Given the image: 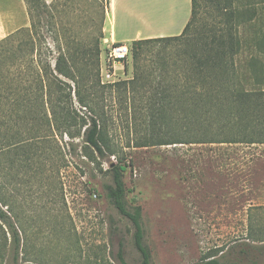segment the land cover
<instances>
[{
    "label": "rangeland",
    "instance_id": "rangeland-1",
    "mask_svg": "<svg viewBox=\"0 0 264 264\" xmlns=\"http://www.w3.org/2000/svg\"><path fill=\"white\" fill-rule=\"evenodd\" d=\"M44 1L50 8L41 18L36 15L35 20L41 19L37 30L54 52L48 53L52 66L56 63L58 44L69 53L76 45L95 50L98 44V63L96 58L89 65L82 62L88 66L87 72L90 69L96 73L108 42L115 39L110 24V0ZM5 2L17 5L16 0ZM200 2L199 23L217 19L215 2ZM258 2L238 0L235 5L260 9ZM134 22L128 26L122 20L119 34L130 36L128 33L136 28ZM250 23L260 25L261 20L255 18L242 24L247 26L246 36L252 31ZM26 24L12 33L7 51L0 53V62L6 67L14 64L23 79H31L28 73L34 65L30 49L25 44L20 47L31 37L29 12ZM155 27L158 25L146 26V30ZM125 42L133 45L132 41ZM182 47L177 41L144 45L139 51L133 82L131 53L117 66L119 79L100 87L95 106L115 155L99 157L83 137L70 138L59 131H46L36 121L29 124L46 133L38 140L30 166L12 167L5 148L0 176L3 195L10 204V208H4L11 211L21 237L16 264H121L117 255L120 242L124 244L125 261L140 264L141 256L133 241L134 227L107 195V185L112 183L110 167L119 157L127 163L124 181L128 203L142 206L145 242L152 251V264H193L212 254L224 261L264 264V143L142 145L146 144L149 120L146 109L155 98L154 87L163 77L160 63L167 60V68L173 70L170 65ZM249 53L244 47L237 56L240 63ZM33 56L38 57L37 51ZM258 56L264 62V55ZM60 76L72 85L74 104L80 107L75 83ZM241 79L246 88L258 87L253 86L251 79L248 83L244 73ZM146 82L150 84L147 88ZM260 87L264 88V83ZM81 113L90 115L84 107ZM5 228L8 244L0 264H14L12 233Z\"/></svg>",
    "mask_w": 264,
    "mask_h": 264
},
{
    "label": "trees",
    "instance_id": "trees-1",
    "mask_svg": "<svg viewBox=\"0 0 264 264\" xmlns=\"http://www.w3.org/2000/svg\"><path fill=\"white\" fill-rule=\"evenodd\" d=\"M209 1L217 5V19L199 23L201 2L192 0V16L181 34L133 41L135 74L132 82L137 77V60L144 45L174 41L183 44L172 63L174 65H170L173 70L167 68V60L160 63L163 77L154 87L155 98L150 100L146 109L149 120L146 121V144L142 145L264 143V88L260 87L264 83V62L258 56L264 55V0L258 2L260 9L254 5L240 8L235 5L238 0ZM26 2L31 18V37L20 47L23 44L29 47L34 67L28 73L32 78L23 79L24 76L14 69V64L6 67L0 62V160L3 151L8 148L12 167L16 164L30 166L37 152L38 140L43 139L44 133L51 129L70 138L83 137L86 145L99 157L115 155L105 123L101 121L95 106L100 87L104 88L107 84L101 83L100 68L96 62V73L90 69L87 72L88 66L85 67L93 58L98 63L100 46L97 44L93 50L80 44L73 47V53H69L58 44L55 46L58 53L53 67L48 59V53L53 50L45 45L37 30L41 19L35 20L36 15L41 18L50 7L44 0ZM255 18L261 20V24L250 23L252 31L246 36L247 26L243 27L242 24ZM48 31H52V28ZM13 34L0 40V53L7 51L6 45L10 44ZM244 47L250 53L244 63H240L237 56ZM36 51L37 60L33 56ZM10 57L13 59L14 55ZM242 73L248 83L251 79L253 86L258 87L246 88L241 79ZM60 75L75 83V95L80 107L74 104L72 85ZM123 83L127 85V82ZM149 85L146 82V88ZM83 107L90 112L89 116L81 113ZM30 121L40 122L47 128L46 131L29 124ZM21 122H25L24 125ZM126 168L127 163L122 157L111 165L112 183L107 185V195L119 213L127 217L134 227L133 241L141 256L140 264H152V251L145 242L142 206L130 205L126 197ZM4 206L10 208L3 195L0 176V262L4 260V248L8 244L5 228L8 227L12 233V260L16 264L21 237L11 211L9 213ZM117 255L121 264H128L122 242L119 243ZM193 264L254 262L224 261L212 254Z\"/></svg>",
    "mask_w": 264,
    "mask_h": 264
},
{
    "label": "crops",
    "instance_id": "crops-1",
    "mask_svg": "<svg viewBox=\"0 0 264 264\" xmlns=\"http://www.w3.org/2000/svg\"><path fill=\"white\" fill-rule=\"evenodd\" d=\"M16 2L12 6L0 0V40L27 25L25 1ZM109 15L111 31L119 41L174 36L182 33L192 16V0H110ZM124 19L128 26L132 21L138 22H134L136 28L128 33L130 36L118 32ZM154 25L158 27L146 30V26Z\"/></svg>",
    "mask_w": 264,
    "mask_h": 264
},
{
    "label": "built area",
    "instance_id": "built-area-1",
    "mask_svg": "<svg viewBox=\"0 0 264 264\" xmlns=\"http://www.w3.org/2000/svg\"><path fill=\"white\" fill-rule=\"evenodd\" d=\"M108 43L100 67L101 82L103 84L119 79L121 73L118 72L117 66L121 62H125L132 53V46L125 41L112 38Z\"/></svg>",
    "mask_w": 264,
    "mask_h": 264
},
{
    "label": "bare ground",
    "instance_id": "bare-ground-1",
    "mask_svg": "<svg viewBox=\"0 0 264 264\" xmlns=\"http://www.w3.org/2000/svg\"><path fill=\"white\" fill-rule=\"evenodd\" d=\"M115 40V39H114Z\"/></svg>",
    "mask_w": 264,
    "mask_h": 264
}]
</instances>
